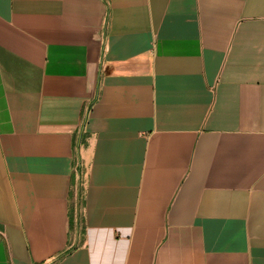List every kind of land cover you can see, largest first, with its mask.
Listing matches in <instances>:
<instances>
[{"label":"crops","instance_id":"crops-1","mask_svg":"<svg viewBox=\"0 0 264 264\" xmlns=\"http://www.w3.org/2000/svg\"><path fill=\"white\" fill-rule=\"evenodd\" d=\"M0 264H264V0H0Z\"/></svg>","mask_w":264,"mask_h":264},{"label":"built area","instance_id":"built-area-1","mask_svg":"<svg viewBox=\"0 0 264 264\" xmlns=\"http://www.w3.org/2000/svg\"><path fill=\"white\" fill-rule=\"evenodd\" d=\"M77 174H79V170L77 168ZM74 221H75V224L77 226V228L80 227L81 223H80V211L79 209H76L75 212H74Z\"/></svg>","mask_w":264,"mask_h":264}]
</instances>
